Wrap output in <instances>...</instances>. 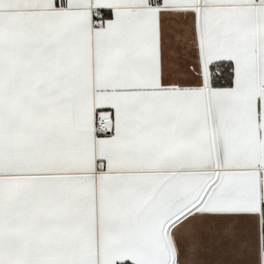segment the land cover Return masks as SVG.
<instances>
[{
  "label": "snow or ice",
  "instance_id": "snow-or-ice-1",
  "mask_svg": "<svg viewBox=\"0 0 264 264\" xmlns=\"http://www.w3.org/2000/svg\"><path fill=\"white\" fill-rule=\"evenodd\" d=\"M0 264H264V0H0Z\"/></svg>",
  "mask_w": 264,
  "mask_h": 264
}]
</instances>
